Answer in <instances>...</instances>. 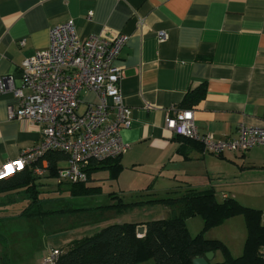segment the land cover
<instances>
[{
  "label": "crops",
  "instance_id": "obj_1",
  "mask_svg": "<svg viewBox=\"0 0 264 264\" xmlns=\"http://www.w3.org/2000/svg\"><path fill=\"white\" fill-rule=\"evenodd\" d=\"M68 21L80 40L127 37L114 61L123 74L121 98L131 111V126L119 134L127 149L118 159V177L99 179L95 173V183H114L122 202L127 194L153 195L158 181L166 197L212 190L219 202L232 198L264 212V146L214 156L169 133L163 121L170 108L188 110L180 108L184 94L203 83V100L189 109L197 132L232 140L241 125L264 127V0H0V76H13L18 87L22 62L46 49L49 30ZM81 97L96 102L89 92ZM15 105L11 94L0 95V164L40 141L37 128L7 120V108ZM145 178V188H133ZM244 228L243 218L234 216L205 235L237 258ZM221 261L215 253L212 263Z\"/></svg>",
  "mask_w": 264,
  "mask_h": 264
},
{
  "label": "built area",
  "instance_id": "obj_2",
  "mask_svg": "<svg viewBox=\"0 0 264 264\" xmlns=\"http://www.w3.org/2000/svg\"><path fill=\"white\" fill-rule=\"evenodd\" d=\"M111 37L90 35L80 40L72 22L62 23L49 30L46 49L22 62L18 87L13 76H0V95L9 93L16 101L15 107L7 108V120L37 128L40 133L35 147L0 164V179L23 170L47 151L59 150L67 155L65 168L58 172L59 181L84 182L92 162L114 159L126 151L119 134L131 126V111L121 98L118 85L123 74L114 61L127 37L120 33ZM157 38L164 41L166 36L160 32ZM83 91L92 94L96 102L83 103ZM192 118L191 110L170 108L164 128L176 137L197 142L214 156L264 146V127L241 125L235 139L217 140L197 132ZM45 170L43 163L33 173L42 176ZM261 216L264 222V214ZM58 255L53 250L42 264H54Z\"/></svg>",
  "mask_w": 264,
  "mask_h": 264
},
{
  "label": "trees",
  "instance_id": "obj_3",
  "mask_svg": "<svg viewBox=\"0 0 264 264\" xmlns=\"http://www.w3.org/2000/svg\"><path fill=\"white\" fill-rule=\"evenodd\" d=\"M205 90L203 83L195 89L188 90L184 94L180 108L189 110L197 106L203 100ZM177 138L183 142L198 144L186 138ZM119 158L101 163L92 162L86 170L84 182L67 183L58 179V172L66 166L67 155L59 150L47 151L23 170L0 179V196L9 193L24 194L25 198L22 201L24 208L15 214L19 219H39L48 214L73 216L89 210L98 211V214L112 212L117 214L121 212L120 208H134L137 205L150 203L161 204L170 210V216L165 219L144 224H113L91 236L75 239L67 245L65 251L57 250L59 255L54 264H139L146 261H152V264H192L194 258L202 257L208 252L214 255L218 253L222 257L220 263L211 261L210 264L264 263V222L261 216L264 212L244 207L232 198H225L219 202L212 190L184 189L162 199L150 198L146 201L124 204L119 198L116 205L110 204L93 209L66 208L46 211L44 206L50 201H63L61 193H65L66 198L71 199L99 195L101 193L99 186L87 185L95 181L92 179L93 172L97 167L104 166L108 171L109 179L115 180L121 170ZM43 163L46 165L44 174L36 176L33 169L43 167ZM49 182L55 184V190L45 189L50 185ZM107 197L110 201L118 199L115 193ZM196 216L202 219L203 228L200 233L192 237L187 231L186 221ZM234 216L243 218L246 231L242 252L237 258L229 254L224 244L218 240H208L205 235L209 229L221 226L225 220ZM3 217H0V221ZM139 226L144 227L141 236L135 233ZM2 264H8L7 257L3 253Z\"/></svg>",
  "mask_w": 264,
  "mask_h": 264
},
{
  "label": "rangeland",
  "instance_id": "obj_4",
  "mask_svg": "<svg viewBox=\"0 0 264 264\" xmlns=\"http://www.w3.org/2000/svg\"><path fill=\"white\" fill-rule=\"evenodd\" d=\"M97 175H96V174ZM99 179L108 177L107 170L93 172ZM143 178H141L142 180ZM45 182L44 179H41ZM155 180L154 176L149 178V182ZM140 181V179H139ZM147 179L142 181V185L137 184L134 189L145 188ZM50 183V182H49ZM97 183L101 185V193L91 197L66 198L65 193H61L63 201H50L44 208L46 211L53 209L84 208L93 209L99 206L117 204V200L110 201L107 196L116 193L117 187L108 180L95 183L92 181L87 185L92 187ZM154 193H140L137 195H125L123 203L127 204L136 201H146L150 198H164L166 193L160 190V182H156ZM121 185V184H120ZM63 186V185H62ZM123 186V185H121ZM63 188V187H62ZM46 190H55V184L50 183ZM148 194V195H146ZM51 197H54L51 195ZM25 198L22 193H9L0 196V250L6 255L8 264H42L47 259L53 249L65 251L67 245L75 240L98 233L101 229L123 223H148L151 221L165 219L170 216V210L158 203L137 205L134 208H120V213L98 214V211L76 213V215H52L48 214L39 219H19L15 217L24 208L22 202ZM264 206V205H262ZM117 208V207H116ZM114 210H116L114 208ZM187 230L192 237L200 233L203 228V221L199 216L192 217L186 221ZM216 229H209L210 232ZM208 233V232H207ZM139 264H152L146 261Z\"/></svg>",
  "mask_w": 264,
  "mask_h": 264
},
{
  "label": "water",
  "instance_id": "obj_5",
  "mask_svg": "<svg viewBox=\"0 0 264 264\" xmlns=\"http://www.w3.org/2000/svg\"><path fill=\"white\" fill-rule=\"evenodd\" d=\"M105 168L104 166H99L97 167V169H102ZM144 232V227L143 226H139L137 228V230L135 231V233H137V235L141 236ZM204 256L202 257H196L192 260V264H210V262L213 260L214 258V254H212L211 252H208L206 254H203Z\"/></svg>",
  "mask_w": 264,
  "mask_h": 264
}]
</instances>
